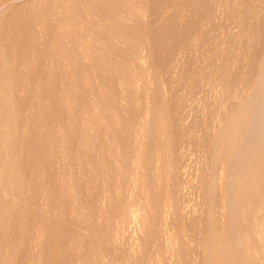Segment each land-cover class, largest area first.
I'll return each instance as SVG.
<instances>
[{"label": "rangeland", "instance_id": "obj_1", "mask_svg": "<svg viewBox=\"0 0 264 264\" xmlns=\"http://www.w3.org/2000/svg\"><path fill=\"white\" fill-rule=\"evenodd\" d=\"M1 2L0 264H264V0Z\"/></svg>", "mask_w": 264, "mask_h": 264}, {"label": "bare ground", "instance_id": "obj_2", "mask_svg": "<svg viewBox=\"0 0 264 264\" xmlns=\"http://www.w3.org/2000/svg\"><path fill=\"white\" fill-rule=\"evenodd\" d=\"M1 1H3V0H1ZM1 1H0V2H1ZM5 1H6V0H5ZM1 3H2V2H1Z\"/></svg>", "mask_w": 264, "mask_h": 264}]
</instances>
